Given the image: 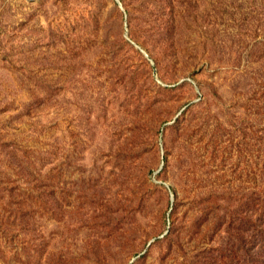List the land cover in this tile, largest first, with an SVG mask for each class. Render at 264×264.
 <instances>
[{
  "label": "rangeland",
  "instance_id": "rangeland-1",
  "mask_svg": "<svg viewBox=\"0 0 264 264\" xmlns=\"http://www.w3.org/2000/svg\"><path fill=\"white\" fill-rule=\"evenodd\" d=\"M118 1L0 0V264H264V0Z\"/></svg>",
  "mask_w": 264,
  "mask_h": 264
},
{
  "label": "water",
  "instance_id": "water-1",
  "mask_svg": "<svg viewBox=\"0 0 264 264\" xmlns=\"http://www.w3.org/2000/svg\"><path fill=\"white\" fill-rule=\"evenodd\" d=\"M116 2H117L118 5H120V3H119L118 0H116ZM143 52H144L145 56L150 60V62H152V60L150 59V57L148 56V54L146 53V51L143 50Z\"/></svg>",
  "mask_w": 264,
  "mask_h": 264
}]
</instances>
